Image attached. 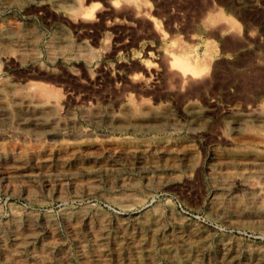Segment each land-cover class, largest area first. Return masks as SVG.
Instances as JSON below:
<instances>
[{
  "label": "rangeland",
  "instance_id": "obj_1",
  "mask_svg": "<svg viewBox=\"0 0 264 264\" xmlns=\"http://www.w3.org/2000/svg\"><path fill=\"white\" fill-rule=\"evenodd\" d=\"M106 1L112 0H85L86 7L93 3L99 4L96 13L100 17L95 13L91 18L77 20L54 14L46 7L36 8L26 0L5 5L0 3V23L16 20L23 26L28 25L30 29L41 32L35 46L38 61L18 66L11 64L6 70L2 67L0 79L19 86H24L29 81L39 83L35 91L40 95L46 93L44 97H57V112H60L62 119L57 127H46L38 137L16 126L14 128L13 124L0 123V154L5 159L17 154H50L63 143L74 145L97 142L102 148H110L111 143L124 146L121 142L130 141L178 142L187 147L191 161L196 165L195 169L199 170L185 175L181 168L186 159L181 160L183 162L179 163V168L162 159L154 164L152 170L155 175L152 178L155 181L164 178L179 179L177 183L168 186L167 190L161 186L155 187L152 196L146 201L147 205L145 204L147 208L159 207L165 210L160 238L169 242L167 231L174 228L171 217H175L178 222H190L191 228L208 230L210 250L207 253L215 252L216 242L226 237L231 244L237 243L240 249L246 245L264 247V231L229 226L214 219L207 212L214 192L210 183L213 172L208 167L218 163L213 159L214 153L217 152L219 158L224 160L226 154L232 152L240 143L242 137L234 128L240 115L253 111L264 113V0H150V16L159 23L163 37L152 31L153 23L150 25V21L145 18L133 19L123 13L121 15V11H113V7ZM44 9L49 12L46 13ZM209 19L211 23L206 24ZM60 27L71 38L73 51L85 43L91 52L89 49L72 62L61 58L55 62L50 61L46 57V44L53 39L54 33ZM104 40L108 41V45H104ZM210 41L215 43L216 66L212 67L213 72L207 77L206 83H201V88V84H197L199 89L194 93H190V87L183 89V93L168 90L163 83L162 72H158L163 71L162 66L165 65L162 60L163 49L175 43L186 48L195 47L202 52ZM147 60L153 65L150 71L142 65ZM135 75L141 78L139 82L132 80ZM156 76L161 77L156 79ZM144 79L150 80L148 84L143 82ZM147 85L149 86L146 88ZM190 103L195 104L198 118L191 116ZM130 106L149 116L156 112L158 121L155 126L131 129L122 125L116 118L127 114ZM250 130H253L252 126L246 129L249 132ZM87 149L88 146H85L76 154L84 159L93 157L86 155ZM255 149L260 156L264 154V145L255 144ZM67 153L70 154V151ZM98 160L95 157L91 160L93 166L101 162V159ZM102 160L108 162L111 157L103 155ZM72 163L66 165L65 173L61 170L57 173H78L80 169ZM104 167L95 166L88 177L82 178H93L100 186L104 185L106 179L116 181L112 168ZM114 169L124 172L140 186L145 185L138 164L120 165ZM192 186L194 189L189 188ZM173 187H177L174 190L177 189L179 193ZM238 189H234L233 196H243L245 192ZM10 205L23 210L29 209L37 214L53 215L59 225L62 248L70 254H74L75 245L59 220L64 208L91 206L110 218L123 213L118 206L108 205L95 198H82L68 203L55 199L46 205H30L20 196L19 191L12 197L0 192V221L8 218ZM168 207L173 211L170 214L166 210ZM136 210L129 211V214ZM159 236L153 241L156 251ZM59 249L60 247L57 251ZM0 259V264H10L2 257ZM161 259L162 264H172L165 256Z\"/></svg>",
  "mask_w": 264,
  "mask_h": 264
},
{
  "label": "bare ground",
  "instance_id": "obj_2",
  "mask_svg": "<svg viewBox=\"0 0 264 264\" xmlns=\"http://www.w3.org/2000/svg\"><path fill=\"white\" fill-rule=\"evenodd\" d=\"M16 1L0 0V3L5 5ZM26 1L36 8H49L54 14L65 15L70 20L93 17L99 5L93 3L86 7L85 0ZM149 1L106 2L113 7V11L114 9L121 11V15L123 13L133 19L145 18L150 21V25L153 23L152 31L163 37L159 23L150 16ZM29 11L28 13L33 12ZM44 11L46 12L45 9ZM97 16L100 17V14ZM209 23H211L210 19L206 21V24ZM236 31L238 32L237 29ZM40 37L39 30L30 29L28 25L23 26L19 21L0 23V75L2 67L6 70L11 64L18 66V64L36 63L38 52L35 46ZM107 42L104 40L105 46ZM72 44L69 35L60 27L54 33L53 39L46 44L48 55L46 57L52 62L59 58L72 62L90 49L88 44L84 43L73 51ZM215 52V43L211 41L206 43L205 50L202 52L191 46L186 48L175 43L167 45L162 54L164 69L158 71L162 72L165 87L170 91L176 90L175 93L180 91L183 93V89L186 90L189 87L190 93L198 91L199 86L196 85L207 81V77L211 76L212 67L216 66ZM142 65L149 71L153 67L148 60L143 61ZM151 71L154 70L151 69ZM158 77L156 76V79ZM132 80L139 82L141 78L135 75ZM150 80L144 79L143 82L148 84ZM36 86L38 87L39 83L29 81L24 86H19L11 81L0 79V123L13 124L14 128L23 129L37 137L46 127L60 124L62 119H60V112H57L56 105H59L57 97H44L45 92L43 95L38 94L39 92L35 91ZM201 86L202 84L200 88ZM55 106L56 110L53 111ZM195 108V104L190 103L191 116L198 118ZM259 112L253 111L237 118L234 128L240 133L242 139L232 152L226 154L224 160L219 158L220 155L217 152L214 153L213 159L218 163L208 167L213 172L210 183L214 192L207 212L226 225L264 231V154L260 156L255 149V144L264 145V113ZM89 115H86L87 118L93 119ZM148 116L134 106H130L127 114L117 117L116 120L131 129L155 126L158 114L152 112V115ZM248 126H252L253 130L246 131ZM121 144L124 146L111 143L112 149L111 146L102 148V145L97 142L74 145L63 143L54 148L50 154L39 155L29 152L30 154L9 156V159H5L6 157L0 154V192L8 196L12 197L19 191L20 196L30 205H46L55 199L68 203L89 197L108 205H116L123 210V213L120 212L110 218L106 213L91 206L64 208L59 215V220L75 245L74 254H70L62 248L59 225L56 224V218L53 215L37 214L29 209L23 210L10 205L8 218L0 221V257L10 264H162L160 261L163 256L172 264H264L263 246L246 245L242 250L237 243L231 244L227 237L216 242L215 252L207 253L206 251L210 250L208 230L191 228L190 222L189 224L180 222L181 220L178 222L175 217H171L174 228L167 231L169 242L160 238L165 210L159 207L147 208L146 201L152 196L155 187L161 186L166 189L171 184L177 183L179 179L164 178L155 181L152 178L155 175L152 170L155 167L154 164L162 159L164 162H170L173 167L179 168V163L183 162L181 160L186 159L181 168L185 175L197 171L198 168L195 169L196 165L192 163L187 147L181 146L178 142L130 141L121 142ZM85 146H88L86 155L93 157L84 159L76 154ZM68 151L70 154L67 153ZM103 155L111 157V160L103 161ZM94 157L96 160L101 159V162L95 166L112 168V172L116 174V181L106 179L104 185L100 186L93 178L83 179L95 169L94 163H91ZM72 162L80 169L78 173H57L59 170L64 172L66 165ZM135 164L140 166L145 185L140 186L136 180L127 177L124 172L114 169L120 165L134 166ZM195 180H197L196 177ZM174 188L177 187H173V190ZM189 188L194 189L193 186ZM235 188L243 190L245 192L243 196L237 197L238 194H235L236 197L233 196ZM176 192L179 193V191ZM197 199L195 200L198 201ZM134 209H137L136 212L129 214V211ZM166 210L170 211L169 214L173 212L170 207ZM157 235L160 238L158 251L153 244Z\"/></svg>",
  "mask_w": 264,
  "mask_h": 264
}]
</instances>
